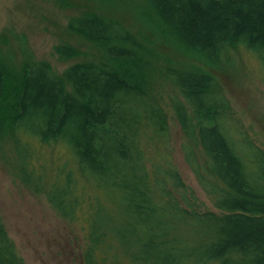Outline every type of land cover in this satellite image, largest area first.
Returning <instances> with one entry per match:
<instances>
[{
  "label": "trees",
  "instance_id": "1",
  "mask_svg": "<svg viewBox=\"0 0 264 264\" xmlns=\"http://www.w3.org/2000/svg\"><path fill=\"white\" fill-rule=\"evenodd\" d=\"M144 1L168 36L206 61L235 69V52L247 50L264 67V0ZM67 29L105 60L57 73L24 38L17 66L0 52V160L68 226L81 224V263L264 264V149L244 136L217 81L160 70L176 90L170 103L186 162L219 214L192 208L201 202L170 160L167 114L137 38L93 13ZM53 53L82 55L70 44ZM58 146L71 160L54 163ZM41 151L47 162L35 168ZM0 264H25L1 216Z\"/></svg>",
  "mask_w": 264,
  "mask_h": 264
},
{
  "label": "rangeland",
  "instance_id": "2",
  "mask_svg": "<svg viewBox=\"0 0 264 264\" xmlns=\"http://www.w3.org/2000/svg\"><path fill=\"white\" fill-rule=\"evenodd\" d=\"M84 13L117 20L137 38L142 56L148 62L147 81L167 114L170 160L188 193L192 192L197 203L201 202L192 208L219 214L221 211L214 206L186 162L182 148L184 138L170 103L176 90L160 70L171 67L212 76L227 98L244 136L264 149V67L260 55L253 51H236L235 69L206 61L168 36L144 0H0V52L17 66L22 57L18 40L24 38L34 56L47 61L57 73L84 59L103 62L105 59L98 46L67 29L72 18ZM56 44L73 45L82 55L61 61L53 53ZM56 150L59 154L54 163L64 158L71 160V154L61 146ZM41 152L39 160L32 161L35 168L40 164L38 161L47 162L45 152ZM180 192L173 193L178 201ZM0 216L25 264H82L80 253L85 235L84 230H79L81 224L75 222L68 226L55 215L45 197L35 196L24 188L1 160ZM84 222L88 224L87 220Z\"/></svg>",
  "mask_w": 264,
  "mask_h": 264
}]
</instances>
